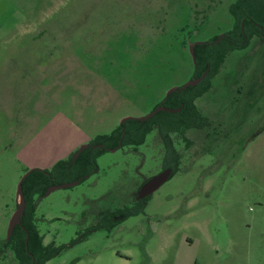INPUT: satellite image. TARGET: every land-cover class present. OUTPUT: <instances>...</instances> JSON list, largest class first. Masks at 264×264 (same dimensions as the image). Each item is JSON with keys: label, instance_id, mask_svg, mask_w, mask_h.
Returning a JSON list of instances; mask_svg holds the SVG:
<instances>
[{"label": "rangeland", "instance_id": "rangeland-1", "mask_svg": "<svg viewBox=\"0 0 264 264\" xmlns=\"http://www.w3.org/2000/svg\"><path fill=\"white\" fill-rule=\"evenodd\" d=\"M236 1L0 0V245L23 177L73 160L194 80L191 47L235 29ZM249 35L194 101L192 144L172 136L178 171L146 202L136 194L164 162L156 130L100 155L96 171L56 175L78 185L34 196L46 264H264V39Z\"/></svg>", "mask_w": 264, "mask_h": 264}, {"label": "trees", "instance_id": "trees-1", "mask_svg": "<svg viewBox=\"0 0 264 264\" xmlns=\"http://www.w3.org/2000/svg\"><path fill=\"white\" fill-rule=\"evenodd\" d=\"M231 14L235 19V29L222 36L217 43H197L193 46L195 55L196 78L201 77L208 69L206 78L189 90H196L193 96L185 97V90L174 91L164 101L169 108L182 110L177 113L159 112L145 122L136 119H126L119 128L109 136H101L92 141L78 158L73 161L72 157L67 161H60L51 170H32L23 182L26 209L21 224L16 226L13 235L0 245V257L12 255L17 264H46L51 254L49 248L43 244L35 224V201L34 196L44 195L49 187L56 182V175L70 171L73 168H84L92 165V171L97 169V158L108 150L123 146H139L145 144L147 136L154 130L157 138L164 147L163 168H171L174 175L181 162V151L175 146L176 139H184L188 146L192 141L187 139L184 129H193L201 126L202 119L197 111L194 101L204 94L209 88L208 79L213 77L227 56L235 49H241L249 43L250 35H260L264 39V0H237L231 7ZM198 86L199 89L197 88ZM173 136V137H172ZM88 171H82L77 175V180L84 179ZM148 197L140 200L146 202ZM142 209L132 212L124 211V218L137 215Z\"/></svg>", "mask_w": 264, "mask_h": 264}, {"label": "water", "instance_id": "water-1", "mask_svg": "<svg viewBox=\"0 0 264 264\" xmlns=\"http://www.w3.org/2000/svg\"><path fill=\"white\" fill-rule=\"evenodd\" d=\"M222 37H220L218 39L217 42L221 41ZM191 55L193 57V61L195 62V55H194V49L193 46L191 47ZM209 69L199 78H195L194 80H192L191 82L187 83L186 85H184L181 89H173L171 90L168 94L167 97L174 91H183L189 87H194L196 85H198L199 83H201L206 76L208 75ZM183 108V106H181L178 109H171L166 107L164 104H162L160 107H158L157 109H155L152 113H150L148 116L141 118L140 121L141 122H145L147 120H149L150 118H152L154 115H156L159 112H169V113H177L179 111H181ZM122 144H120L121 147ZM87 146L82 147L79 151L78 154L76 155V157L73 160H76L78 158V156L80 155V153L82 152V150H84ZM119 148H115L112 151H116ZM31 171H29V173H27L23 179L20 181L19 185H18V196L20 198V203L17 207L16 212L14 213V215L11 218L10 224H9V228H8V235H7V240H9L11 238V236L13 235L14 229L16 226L21 224V218L23 217L24 213H25V209H26V200L24 197V191H23V182L26 179V177L30 174ZM173 170L171 168H167L165 170H163L161 173H159L158 175L152 177L151 179L147 180L144 185L141 186V188L139 189L138 193H137V200H143L145 198H147L148 196H150L151 194H153L155 191H157L164 183H166L170 177L172 176ZM80 181H76L73 183H68V184H62V185H53L51 186L46 194H50L52 191L58 190V189H62V188H67L70 186H75L78 185ZM38 264V263H35Z\"/></svg>", "mask_w": 264, "mask_h": 264}, {"label": "flooded vegetation", "instance_id": "flooded-vegetation-1", "mask_svg": "<svg viewBox=\"0 0 264 264\" xmlns=\"http://www.w3.org/2000/svg\"><path fill=\"white\" fill-rule=\"evenodd\" d=\"M163 104V103H162ZM120 148V147H119ZM113 150V149H112ZM111 150V151H112ZM165 169H167V168H163L162 167V171L163 170H165ZM146 182V181H145ZM144 182V183H145ZM144 183H143V185H144ZM141 188V187H140ZM139 191V190H138ZM138 193V192H137ZM136 199H137V194H136ZM146 199V198H145ZM144 200V199H143ZM140 201V200H139ZM112 218H117V220H114L116 223H120V222H122V221H124L125 220V218H124V213L120 210V211H118V212H116V213H114V214H112ZM127 219V218H126Z\"/></svg>", "mask_w": 264, "mask_h": 264}, {"label": "crops", "instance_id": "crops-1", "mask_svg": "<svg viewBox=\"0 0 264 264\" xmlns=\"http://www.w3.org/2000/svg\"><path fill=\"white\" fill-rule=\"evenodd\" d=\"M19 197V196H18Z\"/></svg>", "mask_w": 264, "mask_h": 264}]
</instances>
